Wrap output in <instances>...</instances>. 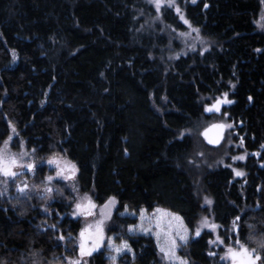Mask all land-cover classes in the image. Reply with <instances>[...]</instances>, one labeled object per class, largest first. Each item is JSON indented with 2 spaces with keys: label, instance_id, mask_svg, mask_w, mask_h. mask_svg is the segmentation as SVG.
Instances as JSON below:
<instances>
[{
  "label": "trees",
  "instance_id": "obj_1",
  "mask_svg": "<svg viewBox=\"0 0 264 264\" xmlns=\"http://www.w3.org/2000/svg\"><path fill=\"white\" fill-rule=\"evenodd\" d=\"M151 11L144 0H0V142L13 129L34 160L65 158L80 192L97 204L116 200L119 228L132 223L118 217L123 210L161 207L192 229L203 211L201 187L213 220L227 229L236 224L232 241L264 264V35L255 24L261 2L188 5L185 18L209 49L168 63L159 59L166 36L150 35L140 18ZM162 19L180 28L172 10ZM223 95L231 101L223 113L236 154L247 155L237 165L247 171L243 186L229 168L206 172L200 184L188 171L201 140L195 129L184 132ZM53 186L46 206L44 197L7 199L0 191V264L67 259V236L79 225L68 216L72 195ZM210 239L204 233L189 243L192 264H211ZM128 240L132 258L119 264H157L153 239ZM90 262L108 264L102 254Z\"/></svg>",
  "mask_w": 264,
  "mask_h": 264
},
{
  "label": "rangeland",
  "instance_id": "obj_2",
  "mask_svg": "<svg viewBox=\"0 0 264 264\" xmlns=\"http://www.w3.org/2000/svg\"><path fill=\"white\" fill-rule=\"evenodd\" d=\"M144 1L152 9L151 12L140 15V18L143 19L146 24L147 32L150 35H165L167 38L166 55L159 56L162 63L175 61L180 57H187L194 53H204L209 49L208 45L210 43L201 35L200 29L192 26L184 15L185 8L188 5H194L197 0H195V2H193V0ZM260 2L261 11L255 24L259 33L264 35V0H260ZM157 3L160 5L159 9L157 8ZM177 9H179V11H177ZM168 10H172L175 14L180 28H173L165 24L162 15ZM185 21H187V23H185ZM162 52L161 54H163ZM225 99L227 98L223 95L214 100V102L206 108L216 105L218 100L223 101ZM229 104L230 103H221L219 105V112L215 110L209 112L205 109L204 115L206 118L197 123L192 131L184 132V134L193 135L195 129L200 135L201 141L194 146L193 153L189 156V160H191L189 162L190 166L188 167L190 175L194 177L195 181L198 183L199 179L201 180V177L203 178L206 172H213L221 167L229 168L236 180L240 179L243 181L244 178L247 177L245 166H237L238 164L244 165L247 155L236 154L237 150L231 139L233 136L232 127H225L223 142L217 148L207 147L201 138L203 130L213 124L230 125L226 121V116L223 113V109ZM182 135L183 133L181 136ZM6 143L7 149H5ZM0 150H5L6 155L9 157H16L20 164L33 165L31 170L27 167L19 166L13 168L12 171L16 173L15 177L5 176L0 172V191L4 198H27L35 195L44 197L43 203L46 206L55 191L53 186L54 182L62 184L65 190L72 195L73 199L69 206L68 216L70 220L79 225V231L76 236H67L68 256L63 264H76V262H79V264H93L90 260L95 255L100 254H102L103 259H106L108 264H119L120 260H128L125 258L126 256L132 258V249L128 239L133 240L140 236L154 240L158 259L157 264H180L181 261H186V264H192L188 254V245L204 233L211 235L209 241L210 251L208 252V256L212 260L211 264H238V260L234 261L228 253L229 248H232L236 252L241 250L242 245L235 244V242L232 241L233 235L237 234L238 231L237 225L232 224L230 228L227 229L221 227L213 220V217L210 216V212H212L210 211V204L206 203V200L211 201V199L204 193L201 187L197 186V192L202 202L203 211L199 214L192 229L186 226L179 215L161 207H156L151 211L141 209L138 212H129L125 209L121 213H118V217L127 218L132 223L128 226L119 228L120 226H116L115 223H113V218L118 206L116 200L114 198H109L102 204H97L92 193L80 192L75 177L76 169L74 167L73 170L72 165L65 158L34 160V156L25 149L23 140L18 137L17 132L13 129L10 131L9 136L0 142ZM241 156L244 157L243 160L237 159V157ZM256 157L258 158L257 154ZM50 160H54L56 163L50 164ZM261 164L263 165L264 162ZM42 166L44 168L40 169ZM237 172L242 173V175H237ZM49 177H52L51 181H49ZM244 182L245 181H243V183L241 182V185L244 184ZM25 185H27V187L22 193L19 189ZM48 188H50L51 191H46ZM110 201L114 202L110 203ZM89 202L93 205L92 207H89ZM78 204L81 205L79 209L77 208ZM157 209L161 211L157 212ZM142 214L143 219L141 218ZM174 217H179L180 219L176 220ZM205 218H207L209 225L207 227L202 226V221ZM158 220L161 221V227H157ZM236 221H238V219H236ZM98 224L103 230L102 238L99 240V246L92 251L91 255H81L80 246L82 242L86 248L91 249L94 247L96 243V226ZM211 225H216L215 230L210 227ZM39 228L45 229L47 227L43 225ZM129 229L133 230L130 231ZM185 229L187 230L186 243L180 239V235L184 234ZM197 229L200 230L199 236L196 235ZM82 232L84 233L83 238L81 237ZM238 238L239 237L236 235V243L238 242ZM172 240H175L177 245L174 250L175 257L166 256L165 253L161 251V248H164L166 251H171ZM226 241H229L227 245L225 244ZM125 243H127L128 249H122L118 253L115 249ZM220 247L223 248L222 252L219 251ZM258 264H260V262Z\"/></svg>",
  "mask_w": 264,
  "mask_h": 264
},
{
  "label": "snow or ice",
  "instance_id": "obj_3",
  "mask_svg": "<svg viewBox=\"0 0 264 264\" xmlns=\"http://www.w3.org/2000/svg\"><path fill=\"white\" fill-rule=\"evenodd\" d=\"M193 2H195V0H193ZM159 7H160V5H159V3H157V8L159 9ZM206 7H207V5H206ZM177 11H179V9H177ZM185 23H187V21H185ZM221 103H231V101H228L227 99H225L223 101L218 100L216 105H213L212 107L206 108V111L211 112V111L215 110V111L219 112L220 111L219 105ZM225 127H229L230 128L232 126L231 125H223V124L212 125L213 129L223 130ZM209 131H211V129H206L204 131L203 135H204L205 139H207L210 144H218L219 143V139L213 140V139H210L208 137ZM5 149H7V143L5 144ZM237 159L243 160L244 157L243 156L237 157ZM49 163L50 164L51 163H56V161L50 160ZM18 166L19 167H27L29 170H31L33 168L32 164H27V165L20 164V162L18 161V159L16 157H14V156L13 157H9V156L6 155L5 150H0V172H2L3 175L9 176V177H15L16 173L14 171H12V169L15 168V167H18ZM57 166L59 167L58 164H57ZM74 167L75 166H72L73 170H74ZM237 175H242V173L237 172ZM48 179H49V181H51L52 177H49ZM26 187H27V185H25L24 187H21L19 189V191H21L23 193L25 191ZM46 191H51V189L48 188V189H46ZM113 202L114 201H110V203H113ZM206 203L211 204V201L206 200ZM92 206L93 205H91V202H89V207H92ZM80 207H81V205L78 204L77 208L79 209ZM160 211L161 210L157 209V212H160ZM164 215H167V214H164ZM141 218L143 219V214H142ZM174 219L179 220L180 218L179 217H174ZM202 226H205V227L209 226L207 218H205L202 221ZM157 227H161V221H159V220L157 222ZM210 227L213 230H215L216 225H211ZM129 230L132 231L133 229H129ZM142 230H144V229H142ZM102 231H103L102 228L98 224L96 226V243H95L94 247L91 248V249L86 248L84 243L82 242L81 246H80L81 255H91L92 251H94L95 248L99 246V240L102 238ZM144 231H148V230H144ZM196 235L197 236L200 235V230L199 229L196 230ZM81 237L82 238L84 237V233L83 232L81 233ZM62 238L63 237H61V239ZM180 239L183 240L185 243L187 242V230L186 229L184 231V234L180 235ZM171 244H172V250L171 251H166L164 248H161V251L164 252L166 256L175 257V251L174 250H175V248L177 246L176 245V241L172 240ZM262 246H264V245H262ZM122 249H128L127 243L121 245L119 248H116L115 250L119 253ZM228 253L231 255V257H232V259L234 261L239 260V264H256V262L261 259V257L259 255H254V250L250 252L248 249L244 248L243 246H241V250L239 252H236L232 248H229L228 249ZM177 259H179V258H177ZM76 264H79V262H76ZM180 264H186V261H181Z\"/></svg>",
  "mask_w": 264,
  "mask_h": 264
},
{
  "label": "water",
  "instance_id": "obj_4",
  "mask_svg": "<svg viewBox=\"0 0 264 264\" xmlns=\"http://www.w3.org/2000/svg\"><path fill=\"white\" fill-rule=\"evenodd\" d=\"M213 125H215V124H213ZM206 129H211V131H209V133H208V137L210 139H213V140L219 139V143L218 144H210L208 142V140L205 139L203 133H204V131ZM206 129H204L203 132H202V134H201V138H202L203 142L205 143V145L207 147H209V148H217V147H219L222 144V142H223V138H224V134H225V128L223 130L213 129L212 128V125H211L208 128H206Z\"/></svg>",
  "mask_w": 264,
  "mask_h": 264
}]
</instances>
